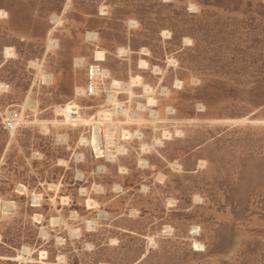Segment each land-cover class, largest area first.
<instances>
[{
	"label": "rangeland",
	"instance_id": "1",
	"mask_svg": "<svg viewBox=\"0 0 264 264\" xmlns=\"http://www.w3.org/2000/svg\"><path fill=\"white\" fill-rule=\"evenodd\" d=\"M0 264H264V0H0Z\"/></svg>",
	"mask_w": 264,
	"mask_h": 264
},
{
	"label": "bare ground",
	"instance_id": "2",
	"mask_svg": "<svg viewBox=\"0 0 264 264\" xmlns=\"http://www.w3.org/2000/svg\"><path fill=\"white\" fill-rule=\"evenodd\" d=\"M69 111H71V110H69Z\"/></svg>",
	"mask_w": 264,
	"mask_h": 264
}]
</instances>
